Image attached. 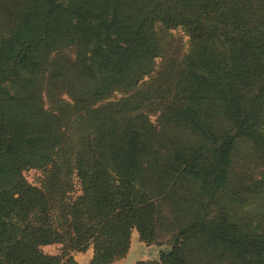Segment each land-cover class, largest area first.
I'll list each match as a JSON object with an SVG mask.
<instances>
[{
	"label": "trees",
	"instance_id": "obj_1",
	"mask_svg": "<svg viewBox=\"0 0 264 264\" xmlns=\"http://www.w3.org/2000/svg\"><path fill=\"white\" fill-rule=\"evenodd\" d=\"M252 198L264 0H0V264H264Z\"/></svg>",
	"mask_w": 264,
	"mask_h": 264
},
{
	"label": "rangeland",
	"instance_id": "obj_2",
	"mask_svg": "<svg viewBox=\"0 0 264 264\" xmlns=\"http://www.w3.org/2000/svg\"><path fill=\"white\" fill-rule=\"evenodd\" d=\"M178 38L185 44L187 38L178 33ZM152 121L155 117H151ZM244 151V150H242ZM238 157H241V153ZM24 177L31 185H39L40 173L38 171L29 170L24 173ZM78 186H76L77 189ZM245 213L255 214L254 221H264V203L262 199L252 198L246 207L243 208ZM171 247L170 237L158 236L154 243H145L140 240L139 234L133 230L130 238V245L124 258L115 261L112 264H137L138 262H158L160 254L167 251ZM60 245H52L43 247L42 250L46 254L56 255L60 252ZM76 264H90L93 256L92 248L86 252H74L71 254Z\"/></svg>",
	"mask_w": 264,
	"mask_h": 264
}]
</instances>
